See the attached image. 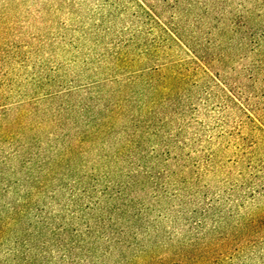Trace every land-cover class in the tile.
<instances>
[{
  "label": "trees",
  "instance_id": "1",
  "mask_svg": "<svg viewBox=\"0 0 264 264\" xmlns=\"http://www.w3.org/2000/svg\"><path fill=\"white\" fill-rule=\"evenodd\" d=\"M28 15L0 16L14 91L49 43ZM70 49L133 70L0 83V264H210L226 217L264 218V0H70Z\"/></svg>",
  "mask_w": 264,
  "mask_h": 264
},
{
  "label": "rangeland",
  "instance_id": "2",
  "mask_svg": "<svg viewBox=\"0 0 264 264\" xmlns=\"http://www.w3.org/2000/svg\"><path fill=\"white\" fill-rule=\"evenodd\" d=\"M38 7L41 8L43 15H41V31L36 32V35L45 37L49 43L42 47L38 57L29 58L30 63H28L29 67L27 68L29 72L21 74L22 71H18L17 66H12L14 81L15 75L21 74L19 91L13 90L17 83H10V86L6 77L4 78L2 75L7 66L5 65V68L2 65L0 66V69L2 68L0 83L5 84L3 90L4 96L8 95L10 97L8 102L18 100L26 89L31 94L39 92L40 87L45 85L52 76L54 80L61 81V84H56L59 85L57 87L63 88L70 87L72 85L70 81L73 79H76L73 82L74 84H81L84 77L88 81L107 76L120 78L133 70L131 66L106 65L105 61L98 65L95 62L98 57H83L77 55L74 49H70V0H0V16L6 14L8 21L12 20L17 25H22L25 15L27 14L25 20H28L29 11L38 9ZM21 27L23 29L24 26ZM85 48L86 46L83 47L84 50H86ZM3 53H5V50L1 48L0 59L4 57ZM19 58L23 59L22 57ZM109 58L103 57L105 60H109ZM183 58L186 57L177 53L171 59L180 60ZM85 59L89 62L86 66L83 65ZM33 62L37 63L35 68L31 66ZM43 89L45 88L43 87ZM125 122L127 121L120 119L117 122V128ZM111 137L106 143L104 153L109 152ZM150 139V141L153 140ZM56 174L58 188L52 187V191L58 192L67 203L70 200V161L58 169ZM63 202L60 201V203ZM257 211V205H246L245 213L242 211L235 213L226 217L217 225L214 234L210 238L213 255L210 264H264V218L255 215L254 213H257ZM184 225L185 222L180 221L178 228L182 229ZM187 228V226L184 228L182 234V237L186 239L189 238L186 232Z\"/></svg>",
  "mask_w": 264,
  "mask_h": 264
}]
</instances>
